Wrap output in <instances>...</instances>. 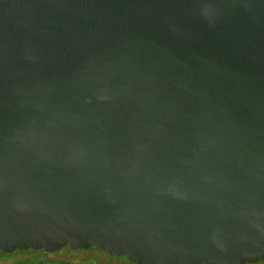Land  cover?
Here are the masks:
<instances>
[{
  "label": "water",
  "instance_id": "95a60500",
  "mask_svg": "<svg viewBox=\"0 0 264 264\" xmlns=\"http://www.w3.org/2000/svg\"><path fill=\"white\" fill-rule=\"evenodd\" d=\"M264 261V0H0V252Z\"/></svg>",
  "mask_w": 264,
  "mask_h": 264
},
{
  "label": "flooded vegetation",
  "instance_id": "af4514ba",
  "mask_svg": "<svg viewBox=\"0 0 264 264\" xmlns=\"http://www.w3.org/2000/svg\"><path fill=\"white\" fill-rule=\"evenodd\" d=\"M0 264H135L125 256H116L96 247L71 249L67 245L46 251L43 249L16 250L9 254L0 252ZM255 264H264L258 261Z\"/></svg>",
  "mask_w": 264,
  "mask_h": 264
},
{
  "label": "rangeland",
  "instance_id": "374dc122",
  "mask_svg": "<svg viewBox=\"0 0 264 264\" xmlns=\"http://www.w3.org/2000/svg\"><path fill=\"white\" fill-rule=\"evenodd\" d=\"M5 254V253H4Z\"/></svg>",
  "mask_w": 264,
  "mask_h": 264
}]
</instances>
